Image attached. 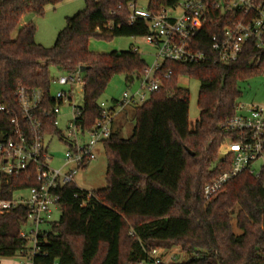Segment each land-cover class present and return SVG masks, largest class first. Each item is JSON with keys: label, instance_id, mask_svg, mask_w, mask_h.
<instances>
[{"label": "trees", "instance_id": "16d2710c", "mask_svg": "<svg viewBox=\"0 0 264 264\" xmlns=\"http://www.w3.org/2000/svg\"><path fill=\"white\" fill-rule=\"evenodd\" d=\"M65 1L0 0V104L18 110L19 87L41 89L50 101V68L76 74L87 67L81 123L91 129L102 116L101 99L113 78L125 76L131 85L148 66L133 47L91 53L90 40L144 37L148 26L130 23L129 4L158 13L180 0H85V9L67 20L52 48L36 43L33 23L12 37L25 14L42 16ZM213 34L206 28L201 37L208 41ZM255 55L247 49L232 65L164 62L162 88L135 107L131 138L123 139L116 129L103 143L106 188L88 192L70 184L56 191L61 217L39 237L33 264H129L145 259L146 250L175 247L187 258L172 264H264V170L259 177L245 172L217 197H204L205 187L230 169L229 160L220 158L229 137L224 125L236 115L243 95L239 84L264 74V59L252 64ZM181 77L200 81L201 113L193 130L190 92L179 86ZM31 186L25 176H0V198L11 200ZM27 216L24 206L0 214V264L30 250L21 237Z\"/></svg>", "mask_w": 264, "mask_h": 264}, {"label": "built area", "instance_id": "2783aa9c", "mask_svg": "<svg viewBox=\"0 0 264 264\" xmlns=\"http://www.w3.org/2000/svg\"><path fill=\"white\" fill-rule=\"evenodd\" d=\"M129 9L131 24L141 20L148 26V34L142 38L156 50L155 63L146 68L134 94L125 93L111 107L100 103L102 116L91 129L81 123L84 105L74 104V87L84 86L80 70L52 79V85L71 90H51L50 101L41 89L19 87L15 94L18 110L0 104V176H25L32 183L17 191H28V197L0 198L1 215L19 206L27 209L26 223L33 229L30 233L21 232L30 247L20 255L23 264H33L39 253V237L45 234L41 228L49 224L53 208L59 206L56 191L75 184L78 173L96 159V147L110 139L113 122L125 109L144 104L162 88L160 69L164 62L232 65L247 49L256 50L252 64L263 62L264 0H180L176 6L158 13L136 3L129 4ZM206 28L214 31L208 41L201 37ZM224 129L229 137L223 145L228 149L223 159L229 160L230 169L205 187L207 200L220 195L235 177L245 172L259 177L264 170V107L239 104ZM47 139H57L67 146L59 169L52 168ZM172 259L166 250L153 248L146 250L145 259L129 264L175 263Z\"/></svg>", "mask_w": 264, "mask_h": 264}, {"label": "rangeland", "instance_id": "374dc122", "mask_svg": "<svg viewBox=\"0 0 264 264\" xmlns=\"http://www.w3.org/2000/svg\"><path fill=\"white\" fill-rule=\"evenodd\" d=\"M185 0H182L184 2ZM86 7L85 0H66L57 6H49L45 9L42 16L34 13H27L23 16L21 23H33L37 29L35 41L38 45L45 48H52L57 40L59 33L66 27L67 20L74 17L79 12H82ZM21 25L15 30L12 37L16 38ZM138 48L139 54L145 60L148 67H152L155 63L156 50L147 44L142 37H117L108 40H101L92 38L89 42V50L94 54H110L112 52H125L130 48ZM50 74L53 79H58L63 73L56 68H50ZM84 73H82L83 75ZM179 86L187 89L190 92V107H189V121L190 129H195L197 121L200 119V109L198 106V96L200 90V81L193 78L181 77L179 79ZM140 88V81H135L133 84L126 82L125 76H116L113 78L107 87L101 102L108 107L114 105L115 101H121L123 95L128 93L134 94ZM242 92V97L239 100L241 106H261L264 107V75L255 76L247 81H242L239 84ZM58 90H65L69 92V87L61 88L56 84L52 85V93ZM74 104L76 106H83V86L74 87ZM148 97V95H146ZM140 105V104H139ZM136 106H131L125 109L117 117V126L121 133V137L125 140L130 139L135 127L134 110ZM117 129V130H118ZM49 155L52 158V168L59 169L62 167L67 146L57 139H47ZM228 153L226 147H222L220 158L223 159L224 154ZM96 159L84 170L80 171L75 179L78 187L88 192H95L106 188V171L108 159L103 148L99 145L95 149ZM216 179V178H215ZM28 191L16 192L15 198L28 197ZM61 217V208L54 207L48 225L42 226L41 231H49L51 223L58 222ZM234 231L237 235L241 232L236 227V220L233 221ZM30 223H26L23 231L30 233L32 231ZM168 258L173 262L178 263L187 258L186 254L181 251L179 247L171 250H166ZM24 259L16 256L10 259H1V264H23Z\"/></svg>", "mask_w": 264, "mask_h": 264}, {"label": "crops", "instance_id": "0c3cea01", "mask_svg": "<svg viewBox=\"0 0 264 264\" xmlns=\"http://www.w3.org/2000/svg\"><path fill=\"white\" fill-rule=\"evenodd\" d=\"M21 27L22 26H24V25H27V23L26 22H22L21 24ZM117 118L115 119V121L113 122V131H115L116 129H118V126H117ZM76 184V186L78 187V185H77V183H75ZM79 189H81L80 187H78ZM81 190H83V189H81ZM86 191V190H85Z\"/></svg>", "mask_w": 264, "mask_h": 264}, {"label": "water", "instance_id": "95a60500", "mask_svg": "<svg viewBox=\"0 0 264 264\" xmlns=\"http://www.w3.org/2000/svg\"><path fill=\"white\" fill-rule=\"evenodd\" d=\"M87 70H88L87 67H82V68L80 69L81 73H85ZM187 151H188L191 155H194L193 153H191L190 150L187 149Z\"/></svg>", "mask_w": 264, "mask_h": 264}]
</instances>
